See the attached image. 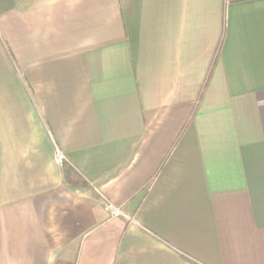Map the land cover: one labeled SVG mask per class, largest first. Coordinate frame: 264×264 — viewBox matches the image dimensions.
I'll return each instance as SVG.
<instances>
[{"label":"crops","instance_id":"1","mask_svg":"<svg viewBox=\"0 0 264 264\" xmlns=\"http://www.w3.org/2000/svg\"><path fill=\"white\" fill-rule=\"evenodd\" d=\"M0 264H264V0H0Z\"/></svg>","mask_w":264,"mask_h":264},{"label":"built area","instance_id":"2","mask_svg":"<svg viewBox=\"0 0 264 264\" xmlns=\"http://www.w3.org/2000/svg\"><path fill=\"white\" fill-rule=\"evenodd\" d=\"M55 163L59 166H62L66 163L65 157L57 151L55 154ZM106 210L109 213L110 218H127L122 212L120 207H114L111 204L106 205Z\"/></svg>","mask_w":264,"mask_h":264}]
</instances>
